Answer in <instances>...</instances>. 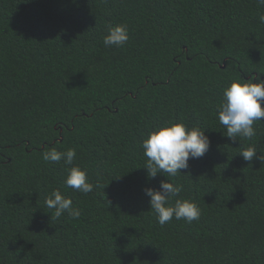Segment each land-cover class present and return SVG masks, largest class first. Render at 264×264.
<instances>
[{
  "label": "trees",
  "instance_id": "obj_1",
  "mask_svg": "<svg viewBox=\"0 0 264 264\" xmlns=\"http://www.w3.org/2000/svg\"><path fill=\"white\" fill-rule=\"evenodd\" d=\"M256 0H0V264H264V120L251 141L219 123L224 89L264 79ZM126 25L123 46L107 26ZM205 130L210 148L175 177L149 178L159 126ZM225 134V135H224ZM76 150L72 165L46 162ZM86 170L84 194L65 184ZM169 179L200 218L163 226L146 188ZM59 190L81 212L51 217Z\"/></svg>",
  "mask_w": 264,
  "mask_h": 264
},
{
  "label": "clouds",
  "instance_id": "obj_2",
  "mask_svg": "<svg viewBox=\"0 0 264 264\" xmlns=\"http://www.w3.org/2000/svg\"><path fill=\"white\" fill-rule=\"evenodd\" d=\"M75 3V0H73ZM260 7H264V0H256ZM259 22L264 24V14H260ZM129 40L126 25L107 26V35L103 37L105 46H123ZM218 120L226 128V136L233 142L240 138L251 141L257 135L254 124L264 120V79L260 76L248 78L246 81L233 80L223 91V101L218 109ZM225 135V134H224ZM142 148L147 158L145 168L149 178H155L158 173L167 178L175 177L182 169L189 167V160L199 159L210 148V140L205 130L198 127L188 128L183 123H170L159 126L151 131L143 141ZM255 146H248L239 155L245 161L259 159L264 162V153L257 156ZM76 157V150L69 148L58 151L52 148L43 153L46 162L58 163L61 160L66 165H72ZM65 184L74 190L88 194L94 190L89 182L86 170L79 166L67 169ZM182 186H177L169 179L161 181L159 189L151 187L145 189L150 197V211L154 212L160 225H164L173 218L192 223L200 218L198 205L190 199L178 198ZM46 207L53 210L51 217L59 219L65 212L73 219H79L81 212L73 207L70 197H65L59 190H54L45 201Z\"/></svg>",
  "mask_w": 264,
  "mask_h": 264
}]
</instances>
